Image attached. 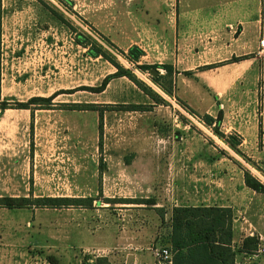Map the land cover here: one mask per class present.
Segmentation results:
<instances>
[{
  "label": "rangeland",
  "instance_id": "1",
  "mask_svg": "<svg viewBox=\"0 0 264 264\" xmlns=\"http://www.w3.org/2000/svg\"><path fill=\"white\" fill-rule=\"evenodd\" d=\"M53 1V9L41 2L52 12L53 31L45 15L35 13L36 21L28 19L31 23L18 28L15 39L4 38L0 50V70L10 81L5 82L7 94H16L9 99L26 103L57 94L50 105L31 106L32 114L1 116L0 197L88 199L91 206L0 209V264H90L94 257L114 255L119 234L140 226L153 234L156 221L160 235L154 249H163L166 214L184 193H196L208 170L205 163L228 154L203 116L213 112L217 117L221 101L243 96L241 87L210 88L182 69L202 64L196 73L229 82L230 42L218 40L216 29L208 30L207 38L185 35L174 23L178 0H88L101 7L98 20L84 15L86 0ZM219 1L226 0H180V10L195 15ZM168 10L172 16L166 25L162 16ZM157 11L159 22L148 24L155 19L146 16ZM51 32L56 39L50 40ZM32 33L40 37L27 41ZM80 36L90 40L87 47L77 43ZM91 44L134 79L114 77L116 65L92 58ZM137 44L145 50L139 66H173V77L162 80L166 86L172 82V95L155 81L166 75L163 69H155L159 75L154 77V69L144 72L122 54ZM11 81L18 86L12 88ZM148 199H156L159 209L121 203Z\"/></svg>",
  "mask_w": 264,
  "mask_h": 264
},
{
  "label": "crops",
  "instance_id": "2",
  "mask_svg": "<svg viewBox=\"0 0 264 264\" xmlns=\"http://www.w3.org/2000/svg\"><path fill=\"white\" fill-rule=\"evenodd\" d=\"M41 2L53 9V0H0V50L4 49V38L15 39L18 28H23L31 23L29 20L36 21L35 13L37 16L45 15V21L50 22V30L53 31L52 12L46 11ZM176 4L174 23L179 25V30H183L185 35L187 32H193L197 39L207 38L208 30L216 29L215 35L218 40L226 39L230 42L227 60L230 61L228 66L232 70L229 82H224L221 78L215 80L206 72L196 73L195 69L202 64L184 68L182 71L195 72L194 76L210 88H242L243 96L238 101L232 98L223 104L220 98V107L223 112L221 131L225 135H233L241 139L242 143L239 149L250 161L245 158V160L237 158L227 145L224 146L228 153L227 157L222 156L205 163L208 170L204 173L206 176L201 179V184H197L196 193L193 192L192 195L184 193L172 207L217 206L231 209L234 213L232 248H239L248 237L257 236L261 243L255 255L238 256L236 264H264V193H258L248 188L244 179L245 171H249L264 183V0L219 1L210 8H198L195 15L181 11L180 0ZM68 5L72 6L71 3ZM91 5L90 1H83L84 15H88V19H101V7ZM167 12L168 14L163 13L162 19L163 24L169 25L168 18H171L172 12L169 10ZM146 18L155 19L147 21L148 24H155L159 22L160 15L159 13L155 16L148 14ZM84 19L87 20V18ZM92 23H97V21H92ZM54 27L57 30V18H54ZM26 36L27 41H34L40 37L33 33ZM57 36V33L51 32L50 40L56 39ZM10 45L6 47L9 53L12 52ZM51 47L53 48L52 45ZM138 47L142 49L141 46L138 45ZM3 76L4 74L0 70V103L9 99L8 97H16V94H7L5 82L10 81H5ZM13 83L12 88H16L18 85ZM23 112L30 111L7 109L2 115V120H5L7 116L9 120V117L16 115L15 113ZM210 113L208 115L216 118L213 112ZM25 115L27 116V114ZM26 123L27 120H25ZM23 129L27 131L25 127ZM152 209L159 208L155 206ZM166 216L168 222L171 212ZM154 228L156 232L153 234L151 233L152 229L143 226L136 227L135 230L128 233L119 234L114 238V255L108 254L99 258H107L110 264H163L157 260L154 249L157 245L158 235H160L157 221ZM162 230L164 229L162 228ZM169 232L170 226H167L166 232H162L164 233L163 237L167 236ZM240 258L242 259L241 263ZM96 259L98 258L94 257V260ZM90 263H93V260Z\"/></svg>",
  "mask_w": 264,
  "mask_h": 264
},
{
  "label": "trees",
  "instance_id": "3",
  "mask_svg": "<svg viewBox=\"0 0 264 264\" xmlns=\"http://www.w3.org/2000/svg\"><path fill=\"white\" fill-rule=\"evenodd\" d=\"M86 41L88 42L90 40L84 36H80V38L77 40V43L87 47ZM88 53L92 58L104 57L105 59L113 62L118 68V72L114 74V77H128L132 80L134 79L130 71L125 70L121 65L115 63L102 48H93L91 44ZM122 54L131 64L138 66L139 69L144 72H148L151 69H163L166 72V75L159 76L155 79V81L167 94H173L172 82L169 86H166L162 83V80L168 77L172 78L176 73L171 64L139 66V63L141 62L142 57L145 55V52L138 46H133L129 49L127 54ZM184 75L187 77H193L194 74L192 72H185ZM111 79L112 76L107 77L103 82L101 89H104ZM150 95L154 100H158V98L152 93H150ZM212 95L214 99L217 100V96L213 94V92ZM56 97L57 94H54L47 99L34 97L26 103L18 102L15 99H6L0 103V111L2 114L7 109L31 110V106L34 105H40L44 103L50 105L52 100ZM9 102H13V104ZM90 110L97 111L93 107H91ZM1 114L0 118L2 116ZM222 121L223 112L221 110L218 112L216 118L208 114L203 116V122L206 126L213 129V132L217 137L222 139V141L237 155H240L250 161V159H248L239 149L242 143L241 139L233 135H225L221 131ZM244 179L248 188L258 193H264V183L254 177L249 171H245ZM121 203L145 205L146 207L150 208H153L158 204L156 199L129 201L123 200ZM86 205L91 206V200H75L66 198L28 199L12 198L7 196L0 197V209L7 210H21L31 207L57 209L62 207ZM160 217L164 219V213H162ZM233 221L234 213L229 208H220L217 206L174 207L171 211V217L169 219L170 232L167 236L164 235L161 244L164 246V248H169L172 251V264H236L238 256L255 255L258 252L261 243L257 236L248 237L243 241L239 248L233 249ZM50 260L52 262L54 261L52 258H50ZM90 264H110V262L107 258H98Z\"/></svg>",
  "mask_w": 264,
  "mask_h": 264
},
{
  "label": "built area",
  "instance_id": "4",
  "mask_svg": "<svg viewBox=\"0 0 264 264\" xmlns=\"http://www.w3.org/2000/svg\"><path fill=\"white\" fill-rule=\"evenodd\" d=\"M155 256L157 260H159L163 264H172L173 256H172V251L169 248L155 250Z\"/></svg>",
  "mask_w": 264,
  "mask_h": 264
},
{
  "label": "water",
  "instance_id": "5",
  "mask_svg": "<svg viewBox=\"0 0 264 264\" xmlns=\"http://www.w3.org/2000/svg\"><path fill=\"white\" fill-rule=\"evenodd\" d=\"M151 74H152V76L156 77V76L159 75V72H158V70L154 69V70L151 71Z\"/></svg>",
  "mask_w": 264,
  "mask_h": 264
}]
</instances>
